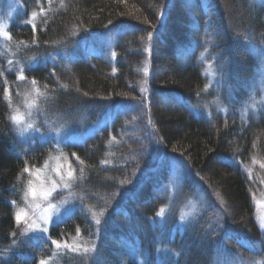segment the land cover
Returning a JSON list of instances; mask_svg holds the SVG:
<instances>
[{
  "label": "trees",
  "instance_id": "1",
  "mask_svg": "<svg viewBox=\"0 0 264 264\" xmlns=\"http://www.w3.org/2000/svg\"><path fill=\"white\" fill-rule=\"evenodd\" d=\"M19 1L24 12L8 30L9 55L14 65L16 58L23 63L22 81L45 92L44 113L86 132L113 105L140 101L154 144L144 152L141 142L127 137L130 115H117L93 136L64 146L77 178L70 190L74 212L46 235L24 239L12 194L48 149L19 153L7 101L19 89V70H7L0 54V264H38L52 256L56 244L75 237L94 241L96 231L93 251L67 254L61 263L121 264L117 252L124 245L136 247L150 264L157 248L173 253L163 264H246L264 257L253 204L264 183V112L242 127L234 109L257 77L264 0ZM32 13L33 23L26 22ZM106 32L112 36L111 56L100 48L76 60L54 58L89 33ZM203 53L232 113L205 117L189 109L212 98L205 89ZM160 155L187 168L170 198L163 192L170 170L156 165ZM251 158L261 162L247 174L242 164L250 165ZM193 199L204 207L183 228L174 227L182 204ZM165 206L168 216L159 227L152 220Z\"/></svg>",
  "mask_w": 264,
  "mask_h": 264
},
{
  "label": "rangeland",
  "instance_id": "2",
  "mask_svg": "<svg viewBox=\"0 0 264 264\" xmlns=\"http://www.w3.org/2000/svg\"><path fill=\"white\" fill-rule=\"evenodd\" d=\"M1 1L5 6L0 5V54L4 55L2 58L5 59L7 70L12 71L14 66L19 70L16 76L19 89L15 90V94L11 99L7 97L8 106L10 107L9 121L15 135V139L13 138L14 143L15 145L19 143L20 154L29 153L31 152L29 150L41 146L48 149V155L41 165L30 168L26 172L27 180L23 183V186L18 192H15L16 194H12L17 198V201L11 202L14 206V217L17 222L22 224V235L24 239H27L46 235L51 226L63 222L74 212L75 199L70 190L76 183L77 178L74 168L64 152V146L81 143L84 139L93 136L99 130L110 126L117 115H130L131 121L129 122L127 137L129 136L128 138L141 142L144 146V152L149 153L152 150L154 139L148 121V114L140 101L113 105L112 108L105 110L101 114L102 117L99 122L88 127L86 132H83L79 126L75 129L67 123L61 122L56 118L60 116L54 115L53 117L51 114L47 115V113H44L41 101L45 97V92L39 91L31 82L22 81L21 71L23 63L19 58H16V61H19L15 62L18 66L14 65L13 58L15 56L14 54L9 55L8 30L12 26L15 17L24 12V7L19 0ZM186 1L191 2L192 0ZM34 17L35 14H30L26 22L33 23ZM21 24L25 23L22 22ZM111 37V34L107 32L103 35L89 33V36L80 39L70 49L57 51L54 58H60L62 61L76 60L80 54L95 53L96 51L94 50L100 48H104L102 50L104 54L107 51V54L111 56L108 50L112 46ZM256 54H260L257 77L255 76L254 79H251L250 88L246 91L245 99L234 107L236 117L241 122L242 127L249 126L250 121H256L257 119L259 121L261 114L264 112V46L256 49ZM207 59L206 53L200 55V60L204 62L205 89L212 98L200 107L191 106L189 109L196 115H204L205 117L210 116L212 112L218 115L232 113L230 106L220 98V78L213 63ZM50 60H53L52 57ZM32 65L34 63H30L29 66ZM257 158H251L253 161L248 166L242 164L243 171L249 174L252 167L256 163L261 162L259 161L261 158H258L259 160ZM163 164H167L170 170L169 181L163 187V192L167 191V197L170 198L174 196L178 184L185 177L184 174L187 173V168L184 162L179 159H174L171 156L164 158V156L160 155L157 158L156 165L162 166ZM152 170H157V167L155 166ZM33 192L35 193L34 195ZM58 194L62 196L59 200L50 201L53 196ZM253 204L256 224L264 234V183L261 185L259 193L253 197ZM203 207L204 202L202 200L185 201L180 208L174 227L178 225L183 228ZM168 211L169 206L162 207L152 221L161 227L165 222L166 216H168ZM18 213L20 214L19 219H17ZM99 215L100 213L95 212L93 217L98 219ZM94 235H96L94 236V241H96L98 232L96 231ZM94 241L75 237L68 242L56 244L52 256L40 261L38 264H42V262L43 264H62L61 261L67 254L86 255V253L93 251ZM117 256V258L121 259V264L128 260H136L137 264H150L146 261V258L138 254V250L133 245H124L119 253L117 252ZM171 256H173V253L167 248H157L156 261L151 264H163ZM246 264H264V257Z\"/></svg>",
  "mask_w": 264,
  "mask_h": 264
},
{
  "label": "snow or ice",
  "instance_id": "3",
  "mask_svg": "<svg viewBox=\"0 0 264 264\" xmlns=\"http://www.w3.org/2000/svg\"><path fill=\"white\" fill-rule=\"evenodd\" d=\"M14 119H15V117H14ZM25 171H27V169H25ZM66 187H67V185H65ZM35 193L33 192V195H34ZM46 194H50V193H46ZM161 211H163V210H161ZM20 218V214L18 213L17 214V219H19ZM53 243L55 244L56 243V241H53ZM42 264H43V262H42Z\"/></svg>",
  "mask_w": 264,
  "mask_h": 264
},
{
  "label": "bare ground",
  "instance_id": "4",
  "mask_svg": "<svg viewBox=\"0 0 264 264\" xmlns=\"http://www.w3.org/2000/svg\"><path fill=\"white\" fill-rule=\"evenodd\" d=\"M247 94V93H246ZM180 184V183H179Z\"/></svg>",
  "mask_w": 264,
  "mask_h": 264
}]
</instances>
